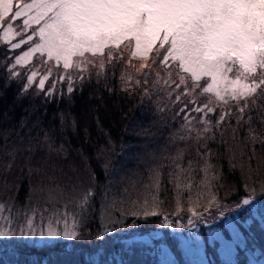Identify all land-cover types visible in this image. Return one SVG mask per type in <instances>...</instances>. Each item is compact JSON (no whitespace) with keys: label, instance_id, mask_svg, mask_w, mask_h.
<instances>
[{"label":"snow or ice","instance_id":"6c2138e0","mask_svg":"<svg viewBox=\"0 0 264 264\" xmlns=\"http://www.w3.org/2000/svg\"><path fill=\"white\" fill-rule=\"evenodd\" d=\"M0 42V86L16 84L18 98L48 101L63 88L70 95L76 81H91L93 69L99 79L120 67L121 91L150 105L162 130L172 129L162 149L141 158L139 187L129 178L115 193L105 189L103 232L129 216L163 217L162 227L195 230L220 207L216 143L226 146L233 169L237 147L247 160L236 207L251 217L256 193L264 196V0H0ZM39 128L0 131V172L19 169L30 180L23 211L0 200V238L82 239L95 211V173L85 187L65 143L51 131L33 135ZM182 213L187 223L174 225L170 215ZM199 239L192 237L197 245Z\"/></svg>","mask_w":264,"mask_h":264},{"label":"trees","instance_id":"16d2710c","mask_svg":"<svg viewBox=\"0 0 264 264\" xmlns=\"http://www.w3.org/2000/svg\"><path fill=\"white\" fill-rule=\"evenodd\" d=\"M0 63L4 61L0 59ZM122 71L120 67H110L105 75L97 79L96 69H93L91 81H76V90L72 94H67L66 88H63V95L58 94L48 101L43 96L35 95L18 98L16 84L10 87L0 86V131L5 134L13 130L27 131L32 125L39 124L40 128L34 130L33 135L43 131L54 132L57 142L65 143L68 148L69 158L77 167L85 187L88 185V174L95 173V211L91 213L95 219L89 224L93 229L100 228L98 212L105 189L110 187L112 193H115L117 188L128 186L129 178L135 180L139 187L145 167L141 158L146 151L162 149L163 141L169 131H172L161 129L150 105H140L137 100L121 91ZM109 88L115 90L109 91ZM19 125L26 126L22 129ZM212 148L219 152L213 162L222 173L218 182L223 185L218 190L220 205L238 202L239 197L245 194L240 164L243 163L247 171V160H240V148L237 147V167L233 169L226 146L216 143ZM35 179L33 177L32 182ZM234 190H238V194ZM29 192L30 180L19 169H13L9 173L0 172V200H9L14 206L24 208L28 203ZM195 194L194 188L193 198ZM184 195L187 196L188 193ZM256 195L262 198L258 213L264 217V196L259 191ZM12 197L15 199L10 200ZM161 198H164L163 193ZM206 199L207 194L202 197V201ZM32 200L43 207L44 201L38 195H34ZM165 208L169 214L174 210L171 191L167 194ZM237 213L239 224L253 233L248 240L250 246L259 249L257 255L264 259L263 223L252 212L251 217L254 218L249 226H245L242 220L247 219L249 213L239 209ZM162 220L163 217L145 220L129 216L125 223L133 222L138 229L148 231ZM97 249L68 250L56 246L5 249L0 250V264H160L158 254L148 244L116 242L102 248L98 261L85 257ZM238 264L246 263L238 260Z\"/></svg>","mask_w":264,"mask_h":264},{"label":"rangeland","instance_id":"374dc122","mask_svg":"<svg viewBox=\"0 0 264 264\" xmlns=\"http://www.w3.org/2000/svg\"><path fill=\"white\" fill-rule=\"evenodd\" d=\"M260 201L262 198L256 195L253 213L257 219L261 220L264 227V217L258 213ZM237 203L223 204L219 208H213L210 213H205L201 220L196 221L195 230L176 228L174 231L172 228L162 227V222L148 231L138 229L133 222L131 224L124 222L123 225L109 223L108 227L114 228V231L103 234L102 239H97L96 237L103 232L101 221L100 228L93 229L92 226L89 227V224L95 218L90 216L81 229L82 239L72 241L63 237L0 238V250L24 249L33 246L37 248L56 246L68 250L98 248L91 254L85 255L87 259L98 261V254L104 246L124 242L152 246V251L158 254L160 264H238V260L246 264H264V259L257 255L259 249L252 248L248 242L253 233L248 227L246 229L239 224ZM15 209L24 210L18 206H15ZM221 212L223 216L220 215ZM187 218L188 214H181L179 217L170 216L174 225L176 221L186 224ZM252 220V217L247 216V219L242 222L245 226H249ZM193 235L199 236L198 245L192 241Z\"/></svg>","mask_w":264,"mask_h":264},{"label":"water","instance_id":"95a60500","mask_svg":"<svg viewBox=\"0 0 264 264\" xmlns=\"http://www.w3.org/2000/svg\"><path fill=\"white\" fill-rule=\"evenodd\" d=\"M109 232H103V234H108Z\"/></svg>","mask_w":264,"mask_h":264}]
</instances>
